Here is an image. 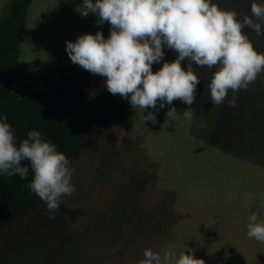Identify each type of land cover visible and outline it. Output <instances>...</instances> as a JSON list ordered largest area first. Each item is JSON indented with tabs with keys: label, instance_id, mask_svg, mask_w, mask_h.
Here are the masks:
<instances>
[{
	"label": "rangeland",
	"instance_id": "1",
	"mask_svg": "<svg viewBox=\"0 0 264 264\" xmlns=\"http://www.w3.org/2000/svg\"><path fill=\"white\" fill-rule=\"evenodd\" d=\"M8 1L0 0V20ZM253 2L264 4L212 0L240 20L251 17ZM82 4L31 2L14 89L30 91L57 76L71 61L66 42L110 26L94 13L82 16ZM244 31L264 53V25L259 36ZM163 51L153 72L178 55ZM181 66L187 70V61ZM193 71L200 83L191 106L176 100L145 111L110 94L105 78L91 74L83 103L88 144L70 162L75 192L62 197L83 215L70 222L57 210L50 219L43 205L0 242V264H139L146 248L177 257L191 252L205 264H264V243L247 237L251 214L264 223V72L246 91H229L213 105L208 84L216 69L193 65ZM233 95L235 107L229 106ZM170 107L179 114L174 119L166 116ZM188 108L191 121L183 116ZM149 112L156 123L144 119ZM215 131L220 142L213 147Z\"/></svg>",
	"mask_w": 264,
	"mask_h": 264
},
{
	"label": "clouds",
	"instance_id": "2",
	"mask_svg": "<svg viewBox=\"0 0 264 264\" xmlns=\"http://www.w3.org/2000/svg\"><path fill=\"white\" fill-rule=\"evenodd\" d=\"M82 16L94 13L98 23L110 25V35L102 32L84 34L75 42H66L73 64L93 75L105 78L112 95L129 99L136 110L156 109L179 100L191 106L200 78L197 67L215 68L208 84L213 105L222 104L229 91L247 90L264 72V53L258 52L244 29L261 35L264 4L253 2L249 15L238 19L235 10L221 9L212 0H83ZM177 53L172 62L165 61L153 72L152 65L164 57V47ZM187 61V70L181 66ZM233 95L229 106L235 107ZM188 108L183 116L191 121ZM179 115L170 107L167 118ZM145 120L156 123L149 112ZM31 169L29 190L46 204L50 219H55L62 197L75 192L72 176L75 169L56 145L42 140L39 131H29L16 143L7 117H0V174L26 179ZM247 237L264 243V223L253 213L247 223ZM139 264H205L191 252L177 257L172 250H143Z\"/></svg>",
	"mask_w": 264,
	"mask_h": 264
},
{
	"label": "trees",
	"instance_id": "3",
	"mask_svg": "<svg viewBox=\"0 0 264 264\" xmlns=\"http://www.w3.org/2000/svg\"><path fill=\"white\" fill-rule=\"evenodd\" d=\"M33 0H9L0 20V117L14 130L16 143L27 138L29 131H39L42 140L56 145L71 162L79 158L88 144L84 96L92 86L91 73L73 64L62 67V72L30 91L14 89L20 71L21 44L28 10ZM105 39L110 26L101 28ZM18 76V75H17ZM17 81V79H16ZM44 83V84H43ZM89 99H93L91 96ZM220 142L219 132L210 137V145ZM33 173L26 179L18 175L0 174V242L15 225L26 221L38 208L45 205L29 190ZM58 210L70 222L83 215L81 208L68 207L62 198Z\"/></svg>",
	"mask_w": 264,
	"mask_h": 264
}]
</instances>
